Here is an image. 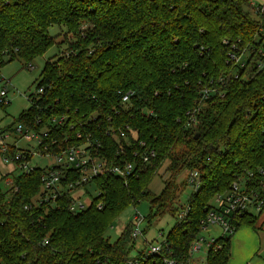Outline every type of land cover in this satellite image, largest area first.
Here are the masks:
<instances>
[{
	"label": "trees",
	"instance_id": "obj_1",
	"mask_svg": "<svg viewBox=\"0 0 264 264\" xmlns=\"http://www.w3.org/2000/svg\"><path fill=\"white\" fill-rule=\"evenodd\" d=\"M252 10L249 0H0V67L42 56L55 44L51 26L65 44L44 62L37 83L44 91L16 123L48 130L42 153L61 154L88 138L99 143L93 156L133 163L125 177L99 174L89 183L97 195L71 211L69 192L40 202L44 168L21 171L14 160L0 176V264H181L215 195L241 181L264 199V21ZM244 50L243 68L228 60L230 51ZM54 116L63 122L52 124ZM111 128L125 136L106 134ZM150 150L154 156L143 162ZM164 164L169 177L155 194L149 184ZM194 170L198 188L181 204L189 184L175 178ZM67 176L64 186L78 172ZM140 202L148 204L147 223L166 213L175 219L158 255L143 257L142 247L131 254V221L115 241L107 237L118 216ZM262 212L243 214L237 228H261ZM230 238L216 239L221 247L208 252L206 264L227 263Z\"/></svg>",
	"mask_w": 264,
	"mask_h": 264
},
{
	"label": "built area",
	"instance_id": "obj_2",
	"mask_svg": "<svg viewBox=\"0 0 264 264\" xmlns=\"http://www.w3.org/2000/svg\"><path fill=\"white\" fill-rule=\"evenodd\" d=\"M253 12L261 19V23L264 21V1L260 3H252ZM262 31V29H261ZM253 51V49L251 50ZM249 51L244 50L240 54H236L230 51L227 55L228 60L238 64L240 68H243L246 64V59L249 55ZM259 53L264 55L263 48L259 49ZM27 68H33L32 64L29 63ZM235 74L234 77H236ZM208 89H204V94L208 93ZM44 91V85L36 87L35 91L27 96L28 101H32L37 98ZM131 91L126 92L123 96L121 103L126 105L129 100ZM0 103H6V90L4 87L0 88ZM50 122L54 125L61 124L63 122V117H52ZM14 130L19 133V136L26 142L35 140L36 146L34 151L22 150L14 145V156H10L8 143L9 132L5 130L0 131V152L3 153L5 162H13L17 160V167L21 171L31 172L35 168L39 167H29L27 161L30 160L31 155L37 153L39 155H51L49 153H42L40 150L45 149L43 144L44 138L48 137V130L42 128L40 130H34L31 127L16 123ZM106 134L117 138V134L120 137H124V131L120 129H109ZM77 137H80L78 134ZM55 142L54 138L51 139ZM15 143V142H13ZM99 143L93 145L91 140L88 138L84 139L83 144L79 146H70L66 148L61 154L51 155L54 157V163L50 167H45L44 172L41 175V192H44L43 197L41 196V201H47L49 198H55L58 194L69 192L71 195L79 189H85V186L89 185L99 174L103 172H111L115 175L125 177L129 175L133 170V163L128 162L123 166L112 165L107 162L106 159H100L92 154V149L98 146ZM154 156V151L150 150L142 155V161H148L149 157ZM67 172H78L77 178L66 182V185H62V180H67ZM187 172V182L192 187L193 190L198 188L199 180L198 173L194 171ZM97 195V194H96ZM75 200L70 205L69 209L71 211H80L85 208L84 204L79 202V196L73 195ZM97 208H102V203H97ZM257 213L259 211H264V199L260 198L258 194L246 191L244 182L233 181L229 188L221 194L214 196L212 201V208L207 211L204 218L200 220V232L191 242L188 252V257L181 264H199L197 261H201V264H206V258L210 250H219L221 243L216 242L217 238H228L237 229L238 218H240L245 213ZM188 211V206L182 209L178 213L179 219H184ZM145 218L140 216L138 213L134 214L131 220V236L136 241L137 238L143 235L142 226ZM212 225H218L222 229V234L217 237L204 238L200 234L205 229H208ZM159 240L144 241L142 243V248L144 250L143 257H149L158 255L164 243L163 234L159 233ZM46 242V241H45ZM203 254V256L201 255ZM199 254V256H195ZM124 264H140V259H130ZM165 264H176L173 259H165Z\"/></svg>",
	"mask_w": 264,
	"mask_h": 264
},
{
	"label": "rangeland",
	"instance_id": "obj_3",
	"mask_svg": "<svg viewBox=\"0 0 264 264\" xmlns=\"http://www.w3.org/2000/svg\"><path fill=\"white\" fill-rule=\"evenodd\" d=\"M49 34L54 37L55 44L49 48L42 56L34 59L31 64L33 68L29 69L26 65L19 59H14L11 61H5V63L0 67V88L4 87L6 90V103H0V130L4 129L9 131L8 140L15 141L16 147L22 150L34 151L36 142L35 140L26 142L22 137L19 136V133H16L14 127L17 122L18 114L26 110L30 104L27 99V96L34 92L37 83L40 79V73L43 68L44 62L54 56L57 52L65 48L64 43H60L62 40V33L57 26H51L48 29ZM1 157V156H0ZM54 163V157L51 155H39L37 153L31 155L30 160L27 161L29 167H39L45 168L50 167ZM162 165L159 170H157L156 176L153 177L152 181L149 184V189L158 194L163 186V180L169 177V173L166 172ZM177 183L182 181H187V172L183 171L179 173L175 178ZM84 189H79L73 193L76 197L79 196V202L88 206L92 197L96 196L97 190L91 184L85 186ZM192 187L190 185L186 186L185 189L179 196L178 201L183 204L186 201L188 195H190ZM36 203V200H34ZM148 204L146 202H140L136 206H129L126 208L115 220L114 224L107 230V237L110 242H113L122 232L125 225H127L131 220L134 214L138 213L140 216L145 217L148 214ZM253 212V210H251ZM264 214V211H263ZM174 217L166 213L160 217H152L149 220V223L146 221L142 223L144 226L143 235L139 236L136 240V247L131 251V254L134 255L137 251L141 250L142 243L146 240L148 242L159 240V233L163 234L165 240V235L172 227L174 223ZM262 224L264 225V219L258 220L256 226ZM222 234V229L218 225H212L208 229H205L201 232V236L204 238L217 237ZM233 235V234H232ZM166 241V240H165ZM191 244V243H190ZM190 247V246H189ZM203 256V254L201 253ZM195 256H199L196 254ZM243 254L236 253V261L241 260ZM264 257V251L262 252ZM250 257V255L248 256ZM247 259V258H246ZM244 260L243 263H250L249 259ZM246 261V262H245ZM201 264V261H197Z\"/></svg>",
	"mask_w": 264,
	"mask_h": 264
},
{
	"label": "crops",
	"instance_id": "obj_4",
	"mask_svg": "<svg viewBox=\"0 0 264 264\" xmlns=\"http://www.w3.org/2000/svg\"><path fill=\"white\" fill-rule=\"evenodd\" d=\"M264 0H249L252 3H260ZM253 11V10H252ZM4 130V129H1ZM10 131V130H6ZM15 141L8 140L11 146L16 145L13 143ZM0 176L12 171L15 167L13 162H5L3 159L5 156L0 152ZM264 219V214L262 212L260 220ZM261 228H251L250 226H239L230 238L229 242V258L226 264H245L244 260L249 259L248 264H264V257L262 252L264 251V225L259 224L257 227ZM242 253L243 256L241 260L236 261V253ZM250 255V257H248ZM246 259V261H247ZM245 261V262H246Z\"/></svg>",
	"mask_w": 264,
	"mask_h": 264
},
{
	"label": "water",
	"instance_id": "obj_5",
	"mask_svg": "<svg viewBox=\"0 0 264 264\" xmlns=\"http://www.w3.org/2000/svg\"><path fill=\"white\" fill-rule=\"evenodd\" d=\"M195 137H197V135H195Z\"/></svg>",
	"mask_w": 264,
	"mask_h": 264
}]
</instances>
